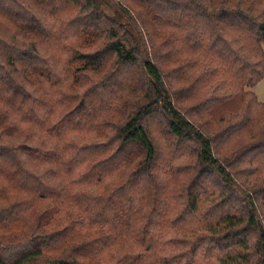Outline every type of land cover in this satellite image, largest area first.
<instances>
[{
    "label": "trees",
    "instance_id": "obj_1",
    "mask_svg": "<svg viewBox=\"0 0 264 264\" xmlns=\"http://www.w3.org/2000/svg\"><path fill=\"white\" fill-rule=\"evenodd\" d=\"M125 1L0 0V264H264V7Z\"/></svg>",
    "mask_w": 264,
    "mask_h": 264
},
{
    "label": "rangeland",
    "instance_id": "obj_2",
    "mask_svg": "<svg viewBox=\"0 0 264 264\" xmlns=\"http://www.w3.org/2000/svg\"><path fill=\"white\" fill-rule=\"evenodd\" d=\"M122 4H124L126 6V1L125 0H119ZM192 1V0H187V2ZM258 6L263 8L264 7V0H258ZM111 7L105 6V10L106 12L111 13ZM45 47V45H44ZM82 63H77V65H74V68H77L78 66H81ZM95 76H91V78H94ZM87 81V80H85ZM84 81V82H85ZM249 89H252V87H248ZM257 96L258 99L260 101H264V78L257 83V85H255L254 90H253ZM98 108V107H97ZM98 115H100V112L98 111ZM155 132V136L157 139V144L158 147L160 149L159 152V157L162 159V163H165L166 165L168 163H170L171 159V153H172V146L169 144L168 139L166 137V135L164 134L163 131L159 132ZM243 142H245L247 139L246 138H242L241 139ZM249 161V162H248ZM262 161V158H260V160H256L254 159L252 161L248 159L247 156L245 155H241L238 160L236 161V165L238 167V169H246L248 174H245V176L243 178L239 177V179L241 180V183H243L244 185H247V182L251 179L252 182V190L255 189H259L260 192H258V195L256 197V207L260 210L261 215H262V219L264 220V176H262L263 173V167H264V159ZM182 163H193V157L189 156L188 158H185L184 160H182ZM193 169H190L187 172V175L192 171ZM264 175V174H263ZM162 179L164 178V175H161ZM264 223V222H263ZM256 238H257V234H254L253 237L251 235V244L252 246H255L256 244ZM252 251H254L252 249ZM255 257H257L255 255ZM214 257H209L206 260V264H215L214 262Z\"/></svg>",
    "mask_w": 264,
    "mask_h": 264
},
{
    "label": "clouds",
    "instance_id": "obj_3",
    "mask_svg": "<svg viewBox=\"0 0 264 264\" xmlns=\"http://www.w3.org/2000/svg\"><path fill=\"white\" fill-rule=\"evenodd\" d=\"M210 20H211V18H210ZM261 47L264 48V43L261 44ZM262 59H264V57H262ZM72 107H75V105L73 104ZM71 110H72V108L68 109V111H71ZM148 119H152V117H145V120H148Z\"/></svg>",
    "mask_w": 264,
    "mask_h": 264
},
{
    "label": "crops",
    "instance_id": "obj_4",
    "mask_svg": "<svg viewBox=\"0 0 264 264\" xmlns=\"http://www.w3.org/2000/svg\"><path fill=\"white\" fill-rule=\"evenodd\" d=\"M255 87V86H254ZM254 87H252L253 88V90H254Z\"/></svg>",
    "mask_w": 264,
    "mask_h": 264
}]
</instances>
